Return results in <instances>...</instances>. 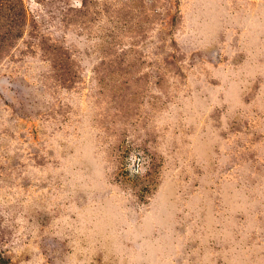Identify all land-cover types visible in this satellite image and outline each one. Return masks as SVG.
I'll return each mask as SVG.
<instances>
[{"label": "rangeland", "instance_id": "374dc122", "mask_svg": "<svg viewBox=\"0 0 264 264\" xmlns=\"http://www.w3.org/2000/svg\"><path fill=\"white\" fill-rule=\"evenodd\" d=\"M0 264H264V0H0Z\"/></svg>", "mask_w": 264, "mask_h": 264}]
</instances>
